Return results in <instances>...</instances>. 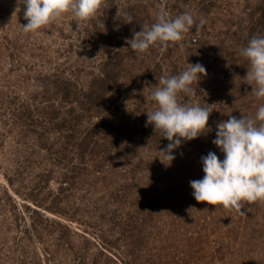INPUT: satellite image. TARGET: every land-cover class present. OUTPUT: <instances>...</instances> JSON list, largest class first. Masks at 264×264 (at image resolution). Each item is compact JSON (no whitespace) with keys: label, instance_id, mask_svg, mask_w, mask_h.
<instances>
[{"label":"rangeland","instance_id":"374dc122","mask_svg":"<svg viewBox=\"0 0 264 264\" xmlns=\"http://www.w3.org/2000/svg\"><path fill=\"white\" fill-rule=\"evenodd\" d=\"M160 6L196 23L137 54L127 41ZM23 8L0 0V264H264V202L225 210L190 185L204 176L202 156L223 159L216 125L264 104L241 55L264 36V0H103L88 21L67 13L36 32L24 31ZM190 63L207 74L179 101L209 108L212 131L171 163L146 112L160 79ZM109 75L104 99H88Z\"/></svg>","mask_w":264,"mask_h":264},{"label":"clouds","instance_id":"9594fccd","mask_svg":"<svg viewBox=\"0 0 264 264\" xmlns=\"http://www.w3.org/2000/svg\"><path fill=\"white\" fill-rule=\"evenodd\" d=\"M18 4L24 6L27 20L24 31L36 32L67 13L78 21H88L102 8L103 0H18ZM132 22L130 17L128 23ZM195 23L190 13L170 18L166 8L160 6L156 22L134 32V38L127 42L137 54L145 53L157 44L167 48L169 43L182 40ZM241 55L249 62L245 79L253 86L252 94L264 98V36L252 37ZM205 74L207 69L203 64L190 63L179 75L161 78L149 97L156 107L154 111L146 112V126L152 125L155 133L161 132L169 141L165 149H160L164 160L172 163L176 159L174 150L184 141L195 140L212 131L209 108L179 101L180 94L193 93L192 85ZM212 142L223 153V159L214 151L202 156L204 176L190 181L194 198L238 212H243L244 202H264V104L258 107L255 117L231 115L218 123Z\"/></svg>","mask_w":264,"mask_h":264},{"label":"trees","instance_id":"16d2710c","mask_svg":"<svg viewBox=\"0 0 264 264\" xmlns=\"http://www.w3.org/2000/svg\"><path fill=\"white\" fill-rule=\"evenodd\" d=\"M132 14V12L130 13V15ZM133 15V14H132ZM125 22V21H124ZM167 54V53H166ZM159 68H157V70H158ZM226 73V72H225ZM109 74V73H108ZM228 74V76L230 75L229 73H227ZM115 76L113 75L112 77L109 75L108 77L107 76H104L103 77V79H99V81L97 82V85L96 84H94V85H92L93 87L91 88V91L88 93V96H87V98L89 99V98H91L92 99V101L93 100H95V99H101V100H103L104 99V97H105V93H106V90L108 89V87L109 86H111V84L112 83H114V82H112V80L111 79H113ZM214 93H218L217 91H213ZM63 94H64V97L66 98V97H68L69 95H70V92H66V91H63ZM211 96L212 97H214L215 96V94H213V93H211ZM87 99V100H88ZM104 120H106V118H104ZM160 134V132L158 131L157 133H155V136H156V138L157 139H159L160 138V136H162V135H159ZM92 138V137H91ZM85 143H87V145H92L93 144V142H92V144H91V141H88V140H84V141H82V143H81V146H82V148H84V149H86V147H85ZM93 146L95 147L96 146V144H93ZM97 148V147H96ZM95 148V149H96Z\"/></svg>","mask_w":264,"mask_h":264}]
</instances>
